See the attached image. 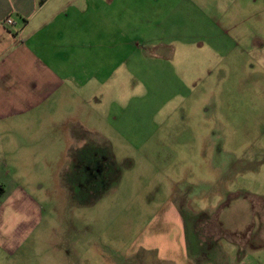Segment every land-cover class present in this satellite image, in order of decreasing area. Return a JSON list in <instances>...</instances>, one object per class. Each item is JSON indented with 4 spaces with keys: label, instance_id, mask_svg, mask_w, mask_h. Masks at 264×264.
Listing matches in <instances>:
<instances>
[{
    "label": "rangeland",
    "instance_id": "1",
    "mask_svg": "<svg viewBox=\"0 0 264 264\" xmlns=\"http://www.w3.org/2000/svg\"><path fill=\"white\" fill-rule=\"evenodd\" d=\"M171 3L126 29L107 83L75 89L96 93L91 113L77 97L0 126V186L39 204L16 251L42 254L0 264H264V36L241 49L227 3ZM59 118L82 127L46 131Z\"/></svg>",
    "mask_w": 264,
    "mask_h": 264
},
{
    "label": "crops",
    "instance_id": "2",
    "mask_svg": "<svg viewBox=\"0 0 264 264\" xmlns=\"http://www.w3.org/2000/svg\"><path fill=\"white\" fill-rule=\"evenodd\" d=\"M203 1L180 0L191 4ZM209 2L208 9L227 3L217 12L218 18L228 19L220 25L241 49H250L264 36V0ZM171 8V0H0V122L4 123L0 126L5 133L10 134L12 125L24 115L32 117L43 112L52 119L58 110L65 113L77 97L84 113H91L96 93L86 89L76 93L75 89L91 82L100 86L107 83L113 69L125 63L126 29L138 33L139 25L144 24L143 11L151 21ZM187 9L184 6L181 12ZM6 19L11 23L7 24ZM158 45L156 49H169L166 44ZM70 114L66 112L63 117ZM61 126L66 130L82 127L59 118L53 119L46 131ZM50 137L53 145L57 137ZM19 172L21 177L27 171ZM10 184L5 186L9 190L0 186V205L7 215L15 217L10 222L0 217V258L9 260L20 254L32 263L42 254L30 249L16 251V247L24 241L26 230L36 225L39 204L26 186Z\"/></svg>",
    "mask_w": 264,
    "mask_h": 264
},
{
    "label": "built area",
    "instance_id": "3",
    "mask_svg": "<svg viewBox=\"0 0 264 264\" xmlns=\"http://www.w3.org/2000/svg\"><path fill=\"white\" fill-rule=\"evenodd\" d=\"M5 22H6L7 24H10V23H11V20H10V19H6Z\"/></svg>",
    "mask_w": 264,
    "mask_h": 264
}]
</instances>
